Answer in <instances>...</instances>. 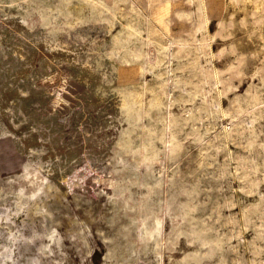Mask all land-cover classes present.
<instances>
[{"label":"rangeland","instance_id":"obj_1","mask_svg":"<svg viewBox=\"0 0 264 264\" xmlns=\"http://www.w3.org/2000/svg\"><path fill=\"white\" fill-rule=\"evenodd\" d=\"M0 264H264V0H0Z\"/></svg>","mask_w":264,"mask_h":264},{"label":"bare ground","instance_id":"obj_2","mask_svg":"<svg viewBox=\"0 0 264 264\" xmlns=\"http://www.w3.org/2000/svg\"><path fill=\"white\" fill-rule=\"evenodd\" d=\"M97 1H98V0H97ZM136 1H140V0H136ZM132 2H133V1H132ZM132 2H131V3H132ZM147 41H148V40H147ZM165 81H166V80H165ZM171 116H172V115H171ZM17 194H18V193H17Z\"/></svg>","mask_w":264,"mask_h":264}]
</instances>
